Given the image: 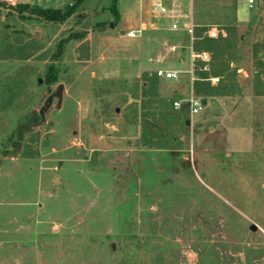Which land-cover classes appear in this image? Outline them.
Listing matches in <instances>:
<instances>
[{
	"label": "rangeland",
	"instance_id": "obj_1",
	"mask_svg": "<svg viewBox=\"0 0 264 264\" xmlns=\"http://www.w3.org/2000/svg\"><path fill=\"white\" fill-rule=\"evenodd\" d=\"M117 1L62 23L0 4V264H264V11L191 0L194 39L166 24L130 37ZM210 28L236 30L209 73L228 90L158 79L151 97L154 72L191 65ZM192 95L203 111L153 138L170 149L146 144L143 124Z\"/></svg>",
	"mask_w": 264,
	"mask_h": 264
},
{
	"label": "crops",
	"instance_id": "obj_2",
	"mask_svg": "<svg viewBox=\"0 0 264 264\" xmlns=\"http://www.w3.org/2000/svg\"><path fill=\"white\" fill-rule=\"evenodd\" d=\"M27 3H29V2H27ZM159 3H163L167 8H169L172 11V14L177 17V20L172 19V18L167 17V16L163 17V16L156 14L153 11V6L156 4H159ZM238 4H239L240 8L242 9V11L240 10L239 13H242L244 16L247 15V17H243V19H245V20H247L248 16L251 14L255 15L256 12H258V11H264V9H260L258 11L251 12L242 5L241 1L239 2V0H238ZM47 8L57 9V8H61V7L58 6V7H47ZM116 10H117L116 11L117 12V19L115 18L116 19L115 31H117L120 34H124V35H128L131 32L139 33L143 30H148L149 28H153V29L157 30V29H159L160 26H162L164 24H166V26L168 27V30L170 32L183 33V34L188 35L183 29H181L180 31H172L171 26L175 21H179L181 26L187 24L188 22H192L189 19L190 14L192 13L191 0H150L149 2H145L144 0H118L117 5H116ZM239 16H240V14H239ZM258 20H259V22L264 21V19L262 17L258 18ZM196 28L194 31V37H195ZM206 33H207V31H206ZM205 36L207 38H210L207 35H205ZM219 36H220V34H219ZM219 36L217 38H212V39H218ZM189 37L192 39L191 36H189ZM222 37H225V35H222ZM204 51L210 52L207 47L204 48L203 50H201L200 52H194L193 51L192 55H191V61H192L191 65L189 63V65H187L186 67H180L179 66V67H177L178 69H173V70L186 73V72H189L193 68L194 69L197 68L196 65H197V63H200V62H198V60L194 61V59L192 58L193 53L198 54V53H201ZM212 63H213V56H212ZM212 63H211V70H212ZM167 71H169V70H167ZM204 74H206V73H204ZM207 75H208L207 78L215 77V76H211V74H209V73H207ZM183 76H185V77H183L182 83L188 84L190 82L191 88L197 82L208 83V82L203 81L199 77V75H197V73H196V77L201 79V80H198L196 82H192L191 77L188 74H184ZM207 78L205 77V79H207ZM227 83L228 82H224V86H226ZM208 84H210V83H208ZM211 86H213V85H211ZM180 111H182V110H180Z\"/></svg>",
	"mask_w": 264,
	"mask_h": 264
},
{
	"label": "trees",
	"instance_id": "obj_3",
	"mask_svg": "<svg viewBox=\"0 0 264 264\" xmlns=\"http://www.w3.org/2000/svg\"><path fill=\"white\" fill-rule=\"evenodd\" d=\"M85 0H75L74 4L71 6H66L64 8H34V9H30L29 5H19L18 6V10H20L21 12L24 11H30L31 14L33 15H37L40 16L42 18H44L46 21H50V22H56V23H62L65 22L67 19H69L74 13L75 10L84 2ZM116 10V9H115ZM117 11V10H116ZM115 18L117 19V12H115ZM228 36L227 37H219L218 39H212V38H206V45L205 48L207 47L208 50L212 53V56L214 57V59H216V52L218 51L219 54H222L223 58L225 59V61L228 63V65H230V61H232V59L234 58V54L237 53V48L235 47V45H233L234 40L236 39V30L233 29V31L228 32L227 33ZM195 46V45H194ZM204 48V47H203ZM197 50H202L198 49ZM197 68H196V73L197 75H199V77L204 80L205 77H202L203 72L200 71V63H197ZM226 66V65H225ZM55 81V77L54 76H49V80H48V85H52L54 84ZM152 93H150L151 97H156L158 98V92L157 90L154 88L157 84H158V79L156 77H154L153 81H152ZM202 83L204 82H197L195 84V88H196V92L200 95L203 93V91L199 88L200 85H202ZM222 85H224V82L222 83ZM210 88V92H204L203 94H212L211 92L212 89ZM223 91L228 90V86H224L221 88ZM148 94V93H146ZM145 94V97H147V95ZM180 112V111H179ZM183 112V113H181ZM180 113H175L173 115L167 113H155L153 114V118H154V122L151 124L147 125L143 124V128L145 130L144 134H145V142L146 144H153V138L155 137H159V139H163L166 136L165 131L168 130L169 127L171 126H177V125H182V122L184 121V125H185V119H186V114L184 113L185 111H181ZM183 126V125H182ZM159 131L155 132L157 134H153L150 135L149 134V130L152 129L153 131H155V129ZM153 147H155V149H160V150H168L170 148H167V145H163L162 143L160 144H153Z\"/></svg>",
	"mask_w": 264,
	"mask_h": 264
},
{
	"label": "built area",
	"instance_id": "obj_4",
	"mask_svg": "<svg viewBox=\"0 0 264 264\" xmlns=\"http://www.w3.org/2000/svg\"><path fill=\"white\" fill-rule=\"evenodd\" d=\"M21 0H0V4L7 5V6H17L20 5L19 2ZM25 2H30V0H24ZM145 2H149L150 0H144ZM242 5L247 8L249 11H258L260 9H264V0H240ZM153 11L160 15V16H167L172 19L177 20V17L172 14V11L167 8L163 3H159L153 6ZM183 29L189 36L194 39V31H195V25L192 22H188L187 24L181 26L179 21H175L172 26L171 30L172 31H180ZM137 33L131 32L129 33L130 37H135ZM218 30L216 28H210L208 29L206 35L209 36L210 38H217L219 36ZM192 58L194 61L198 60L200 62V71L203 73H210L211 72V63H212V54L208 51H204L201 53H193ZM196 68L191 69L189 72H178V71H164V70H158L155 72V77L157 79H165V80H172V81H177V80H182V77L184 74H188L191 77L192 82H196L198 80H201L196 77ZM203 81L210 83L213 86H218L223 83L222 78L218 77H209L207 79H204ZM186 102L183 103L179 101H175L173 103V108L175 110H183L184 104H187V109L185 112L192 116L199 115L203 109H204V103L202 102V99L193 96L191 99L185 100Z\"/></svg>",
	"mask_w": 264,
	"mask_h": 264
},
{
	"label": "water",
	"instance_id": "obj_5",
	"mask_svg": "<svg viewBox=\"0 0 264 264\" xmlns=\"http://www.w3.org/2000/svg\"><path fill=\"white\" fill-rule=\"evenodd\" d=\"M242 77V76H241ZM240 81V80H239ZM63 91H64V87L63 86H60L57 90V92L52 95L49 99H48V103L51 104L53 102V99L54 98H57V99H61L62 98V94H63ZM189 123V122H188ZM196 143H197V140L194 139V147H196ZM252 230H256V227H252Z\"/></svg>",
	"mask_w": 264,
	"mask_h": 264
}]
</instances>
